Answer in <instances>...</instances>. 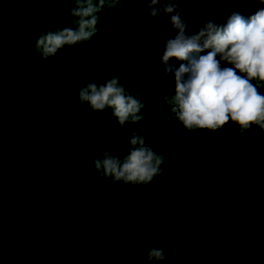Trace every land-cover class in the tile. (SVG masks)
<instances>
[{
    "label": "trees",
    "instance_id": "trees-1",
    "mask_svg": "<svg viewBox=\"0 0 264 264\" xmlns=\"http://www.w3.org/2000/svg\"><path fill=\"white\" fill-rule=\"evenodd\" d=\"M71 2L2 5L0 20V264H264V131L231 121L189 132L164 100L173 86L159 63L175 35L168 15L146 5L105 4L85 45L42 59L35 41L74 27ZM264 7L233 0L178 4L187 34L220 26L233 12ZM206 54V53H202ZM181 61L171 59L178 67ZM229 66L230 65H224ZM111 75L139 94L145 143L166 157L147 186L102 179L101 151L127 152V135L111 109L91 111L78 90ZM264 95V83L253 81Z\"/></svg>",
    "mask_w": 264,
    "mask_h": 264
},
{
    "label": "clouds",
    "instance_id": "clouds-1",
    "mask_svg": "<svg viewBox=\"0 0 264 264\" xmlns=\"http://www.w3.org/2000/svg\"><path fill=\"white\" fill-rule=\"evenodd\" d=\"M9 0H0L2 5ZM39 3L41 0H24ZM46 2H71L70 11L74 27L48 31L35 41L34 51L42 59L54 57L58 51L85 45L95 34L98 13L107 4L117 11L124 4L140 2L146 5L152 19L160 14L170 17L175 35L164 41L159 63L164 74L171 73L174 83L164 95L171 115L189 132L216 131L230 121L243 132L252 125L264 131V95L253 81L264 83V7L245 17L233 12L220 26L205 22L195 33L187 34V25L180 18L177 6L184 0H46ZM236 2V0H233ZM264 6V0H238ZM206 53V54H202ZM171 59L181 61L178 67L169 64ZM224 65H230L224 66ZM120 76L111 75L101 84L94 82L79 88L81 104L87 103L91 111L112 110L118 126L127 135V152L101 151L95 158L94 170L102 179L113 182L147 186L163 174L166 157L145 143L138 129L130 126L143 120L139 115L143 104L139 94L129 93L120 83ZM164 248L152 247L147 260L161 264L166 259Z\"/></svg>",
    "mask_w": 264,
    "mask_h": 264
}]
</instances>
